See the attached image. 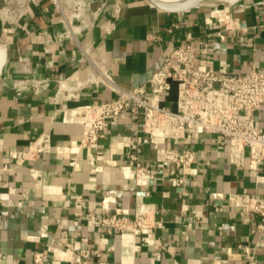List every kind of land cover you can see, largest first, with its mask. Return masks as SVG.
I'll return each mask as SVG.
<instances>
[{
    "label": "crops",
    "instance_id": "crops-1",
    "mask_svg": "<svg viewBox=\"0 0 264 264\" xmlns=\"http://www.w3.org/2000/svg\"><path fill=\"white\" fill-rule=\"evenodd\" d=\"M103 0H96V8ZM84 15L90 17L88 0ZM82 31L70 34L51 0H26L24 14L7 18L0 0V264H90L80 250L100 247L92 263L247 264L240 245L256 246L264 263L259 215L228 202L230 192L264 197V161L258 169L229 160L227 140L201 134L190 146L203 154L190 167L162 168L156 145L140 131L142 119L129 108L101 134L93 170L82 145L83 127L65 122L62 109L112 99L116 92L97 81L93 62L107 69L121 89L147 82L165 53L186 38L207 40L196 64L219 71L264 67V0H237L215 10H161L148 0H108ZM116 3L120 5L117 10ZM237 22L227 26L225 13ZM108 29H111L109 32ZM150 95V91H147ZM175 93L166 99L172 105ZM264 130V105L254 113ZM51 134L49 152L23 164L16 153L42 132ZM183 147L187 143L170 142ZM136 154L155 172L148 184L122 173ZM182 177L176 185L173 178ZM112 191V192H111ZM111 195L104 204L103 198ZM152 203L160 222L150 242L129 231L109 233L98 223L105 213ZM39 256L40 262H36Z\"/></svg>",
    "mask_w": 264,
    "mask_h": 264
},
{
    "label": "built area",
    "instance_id": "built-area-1",
    "mask_svg": "<svg viewBox=\"0 0 264 264\" xmlns=\"http://www.w3.org/2000/svg\"><path fill=\"white\" fill-rule=\"evenodd\" d=\"M88 0L90 17L84 15L85 0H51L54 7L62 13V20L70 34L82 31L83 27L95 18L108 3L103 0L96 8ZM8 9L4 16L18 19L24 14L26 0H8ZM117 10L120 5L116 3ZM227 19V26H236L237 22L225 13H217ZM110 32L111 29H108ZM209 46L207 40L196 42L189 37L180 42L171 51L164 54L161 66L147 82L131 89H121L111 73L93 62L96 71L90 74L88 81H97L116 92L107 101L85 103L62 109L65 122L78 123L83 127L82 145L86 149L93 170L97 165L99 139L108 130L111 122L120 117L129 108L131 114L142 119V131L146 140L156 145L155 160L166 169L173 164L177 168L190 167L203 154L190 146V140L197 135L212 134L219 140H227L228 156L232 164L244 166L247 157L250 167L258 169L264 161V130L256 123L254 113L264 105V67L255 65L248 72L219 71L208 66L196 64L197 52ZM150 91V95H147ZM175 93L172 105L166 99ZM182 140L183 147L170 145V142ZM52 147L51 134L42 132L26 149L16 153L15 161L23 164L40 152H49ZM133 165H121L122 173L134 177L140 184H148L155 172L143 165L136 154L132 155ZM174 183L181 185L184 178L174 177ZM112 192V191H111ZM107 194L104 204L111 201ZM228 202L247 212L259 215L255 231H264V197L247 192H230ZM99 218V225L109 233L129 231L139 234L143 241L150 242L151 236L160 226L156 219L157 208L142 199L137 200L133 214L129 208L109 212ZM241 253L247 264H264L256 256V246L240 245ZM102 256L101 248L80 250L81 257L90 264H111L97 260L92 263V254ZM37 256L36 262H40Z\"/></svg>",
    "mask_w": 264,
    "mask_h": 264
},
{
    "label": "water",
    "instance_id": "water-1",
    "mask_svg": "<svg viewBox=\"0 0 264 264\" xmlns=\"http://www.w3.org/2000/svg\"><path fill=\"white\" fill-rule=\"evenodd\" d=\"M205 1L206 0H186L182 4L171 5V4L164 3L161 0H148V2L151 3L153 6L161 10L170 11V12H177V11H183V10L195 8L202 4H205L204 3Z\"/></svg>",
    "mask_w": 264,
    "mask_h": 264
},
{
    "label": "bare ground",
    "instance_id": "bare-ground-1",
    "mask_svg": "<svg viewBox=\"0 0 264 264\" xmlns=\"http://www.w3.org/2000/svg\"><path fill=\"white\" fill-rule=\"evenodd\" d=\"M161 1L164 2V3H167V4H171V5H179V4L184 3L186 0H161ZM225 1H227L229 3H234L237 0H225ZM4 49H5V46L4 45H0V50H1V52H0V54H1V56H0V64L3 62V56H4L3 51H4Z\"/></svg>",
    "mask_w": 264,
    "mask_h": 264
},
{
    "label": "rangeland",
    "instance_id": "rangeland-1",
    "mask_svg": "<svg viewBox=\"0 0 264 264\" xmlns=\"http://www.w3.org/2000/svg\"><path fill=\"white\" fill-rule=\"evenodd\" d=\"M204 3L207 4V5H212L213 8H214L215 10H217V9H219V8H221V9L225 8L226 5H228L229 2H227V1H225V0H206ZM226 13H227V12H226ZM1 43H4V42H3V40H1V38H0V44H1ZM0 52H1V50H0ZM0 56H1V54H0Z\"/></svg>",
    "mask_w": 264,
    "mask_h": 264
}]
</instances>
